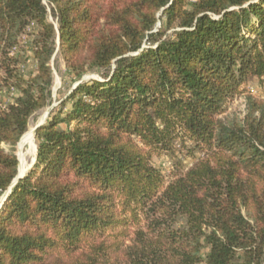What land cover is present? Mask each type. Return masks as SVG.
Masks as SVG:
<instances>
[{
  "label": "trees",
  "instance_id": "16d2710c",
  "mask_svg": "<svg viewBox=\"0 0 264 264\" xmlns=\"http://www.w3.org/2000/svg\"><path fill=\"white\" fill-rule=\"evenodd\" d=\"M57 54L81 82L12 187L3 144L52 104ZM253 79L264 0H0V264H264ZM242 94L245 115L229 112Z\"/></svg>",
  "mask_w": 264,
  "mask_h": 264
},
{
  "label": "rangeland",
  "instance_id": "374dc122",
  "mask_svg": "<svg viewBox=\"0 0 264 264\" xmlns=\"http://www.w3.org/2000/svg\"><path fill=\"white\" fill-rule=\"evenodd\" d=\"M54 83L52 88V104L38 111L30 119L29 130L24 134L20 142L13 148L9 144H3V147L7 151H13L20 159V168L23 166L26 170L21 175H26L34 167L37 160V141L35 134L32 135L30 141L25 140L26 135L36 127V125L43 120H48L51 115V111L57 108L62 98L72 91L73 86L69 85V77L66 75L65 64L62 57L57 54L52 60ZM247 88L249 92L257 97L264 99V82H260L258 79L251 80ZM247 111V98L245 94L238 96L232 101L229 106V112L236 113L240 116H244ZM190 164L191 159L186 161ZM154 163L156 167L161 169L164 173H168L171 169V163L166 155L154 157ZM9 193V192H8ZM4 199L1 200L0 205Z\"/></svg>",
  "mask_w": 264,
  "mask_h": 264
},
{
  "label": "water",
  "instance_id": "95a60500",
  "mask_svg": "<svg viewBox=\"0 0 264 264\" xmlns=\"http://www.w3.org/2000/svg\"><path fill=\"white\" fill-rule=\"evenodd\" d=\"M90 77L97 78L96 76H86L83 80H86V79H88V78H90ZM80 82H81V81H80ZM80 82H79V83H80ZM79 83H76V84L73 86L72 90H73V89H74ZM45 122H46V121L43 120L42 122H40V123H38V124L36 125V127L34 128V134H36V130H37L39 127H41ZM18 158H19V157H18ZM19 161H20V159H19ZM19 166H20V163H19ZM24 176H25V175H21V174H20V171H19V173H18L16 179L14 180V182H13V184H12V187H13L14 185H16L17 182H18L21 178H23ZM7 195H8V193H7V194L5 195V197L3 198L4 200L6 199ZM3 202H4V201H3Z\"/></svg>",
  "mask_w": 264,
  "mask_h": 264
},
{
  "label": "bare ground",
  "instance_id": "6f19581e",
  "mask_svg": "<svg viewBox=\"0 0 264 264\" xmlns=\"http://www.w3.org/2000/svg\"><path fill=\"white\" fill-rule=\"evenodd\" d=\"M34 129V128H33ZM34 134L33 130H31L25 137V140L30 141L32 139V135ZM26 169L22 166L20 168V173H23Z\"/></svg>",
  "mask_w": 264,
  "mask_h": 264
}]
</instances>
